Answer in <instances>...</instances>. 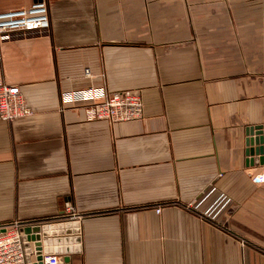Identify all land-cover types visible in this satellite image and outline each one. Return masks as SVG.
Returning a JSON list of instances; mask_svg holds the SVG:
<instances>
[{
	"label": "crops",
	"instance_id": "1",
	"mask_svg": "<svg viewBox=\"0 0 264 264\" xmlns=\"http://www.w3.org/2000/svg\"><path fill=\"white\" fill-rule=\"evenodd\" d=\"M41 0H0V11ZM50 27L0 37L31 115L0 119V225L81 215L71 264H264V0H44ZM141 92L88 120L61 93ZM157 208H161L160 211Z\"/></svg>",
	"mask_w": 264,
	"mask_h": 264
},
{
	"label": "built area",
	"instance_id": "2",
	"mask_svg": "<svg viewBox=\"0 0 264 264\" xmlns=\"http://www.w3.org/2000/svg\"><path fill=\"white\" fill-rule=\"evenodd\" d=\"M50 27V16L46 1L41 0L29 7L0 11V37L11 38L17 34H29ZM1 59V54H0ZM62 103L71 107H82L88 120L104 119L111 123L140 119L144 101L137 89L109 91L104 86L69 89L61 93ZM32 107L26 102L18 83L7 82L0 70V119L13 121L31 115ZM253 180L264 187V164L253 174ZM61 217L80 220L81 215L71 202H65ZM158 211L161 208H157ZM60 218V216L58 217ZM0 264H28L24 245L22 222L14 221L0 225ZM264 247V245H263ZM32 261H35L33 254ZM42 264H66L65 254H44Z\"/></svg>",
	"mask_w": 264,
	"mask_h": 264
},
{
	"label": "water",
	"instance_id": "3",
	"mask_svg": "<svg viewBox=\"0 0 264 264\" xmlns=\"http://www.w3.org/2000/svg\"><path fill=\"white\" fill-rule=\"evenodd\" d=\"M247 139V154L256 155V164H264V129L263 125L249 128ZM5 228L0 229L4 231ZM24 245L28 264H42L44 254H65L66 264H71L70 254L81 251L82 238L80 220L60 217L47 220L22 222ZM33 254L35 261H32Z\"/></svg>",
	"mask_w": 264,
	"mask_h": 264
}]
</instances>
